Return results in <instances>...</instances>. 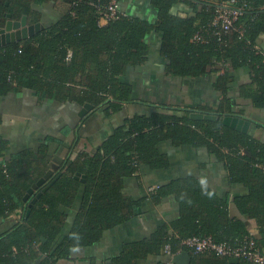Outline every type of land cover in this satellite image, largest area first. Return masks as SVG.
<instances>
[{
    "label": "trees",
    "instance_id": "16d2710c",
    "mask_svg": "<svg viewBox=\"0 0 264 264\" xmlns=\"http://www.w3.org/2000/svg\"><path fill=\"white\" fill-rule=\"evenodd\" d=\"M58 1L65 6L59 9V22L33 37L0 47V96L31 90L40 101L90 104L96 110L105 108L108 114L119 113L138 102L133 99V86L121 78L128 66L146 63L149 47L145 38L157 32L162 34L161 55L168 61V75L197 79L216 74L215 88L224 96V88L233 79L231 72L248 67L258 85L251 103L264 109V50L258 42L264 34V0H246L253 10L238 23L245 33L232 35L226 46L214 38L205 44L194 41L199 31L209 39L214 32L212 3L224 0H150L158 13L155 24L128 16L105 26L99 22L106 0H0V27L6 25L9 15L12 20L27 16L30 24L37 23L41 14L33 6ZM178 6L187 9L183 10L185 16L174 14ZM227 101L224 98L217 108L202 110L244 116L242 109L236 112ZM150 104L152 114L125 119L95 155L80 154L75 160L69 157L60 177H53L44 187L53 182L30 215L23 198L49 170V157L26 151L6 161V142L0 140V225L19 218L10 229L0 231V264H58L74 249L100 242L106 230L127 221L126 211L133 207L131 197L123 191L124 179L136 177L144 164L154 170L170 168V159L160 150L164 142L177 148H206L225 162L230 182L249 191L248 196L236 199L237 207L254 217L264 231V142L224 126L222 120H193L189 107ZM78 173L86 176L84 183L75 178ZM82 185V205L71 231L65 233L67 211L73 208ZM157 196H175L182 208L181 219L173 224L172 233L163 228L152 240L128 246L124 259H117L116 264H139L148 255L163 254L168 244L173 254L189 251L192 264H231L229 258L214 253L195 254L183 247L182 241L201 236L235 245L251 236L240 222L229 225L225 199L199 180L173 181L160 187ZM203 213L207 214L205 220ZM256 242L264 251L261 242ZM239 263L251 264L245 260Z\"/></svg>",
    "mask_w": 264,
    "mask_h": 264
},
{
    "label": "crops",
    "instance_id": "0c3cea01",
    "mask_svg": "<svg viewBox=\"0 0 264 264\" xmlns=\"http://www.w3.org/2000/svg\"><path fill=\"white\" fill-rule=\"evenodd\" d=\"M64 7L59 1L34 5V10L41 14V18L37 23H28L42 28L56 24L62 18L59 9ZM120 10L130 18H139L151 24L158 20V13L150 0H120ZM183 10L187 9L178 6L173 12L185 16L186 12ZM145 42L149 47L146 63L138 67L128 66L121 78L122 82L133 86L135 101H139L138 98L143 95L141 97L149 103L156 102L176 109L189 107V110L204 112L202 108H217L225 98L226 101L230 100L229 103L225 102L227 106L229 104L236 112L242 109L244 117L252 122L249 134L264 142V109H256L251 103V99L258 93V85L252 81L248 67L231 72L230 77L233 79L224 88V96H221L215 88L219 79L216 74L197 79L168 75V61L161 55V33H150ZM258 42L264 50V34L258 37ZM83 107L84 105L76 102H60L54 99L40 101L31 90L0 96V140L6 142L5 160L13 159L26 151H32L35 155L46 154L49 157V170H46L42 179L49 172L53 173L49 178L52 179L61 175L62 167L69 157L75 160L80 154L95 155L103 142L125 119L136 114L150 115L154 112L152 108L137 107L136 104L127 105L114 115L106 113L105 108L96 110L94 107L81 118L79 113ZM160 150L170 159L169 169L154 170L144 164L136 177L124 179L123 191L133 202V207L126 211L127 221L106 230L100 242L93 246L74 249L68 258L60 260L58 264H116L115 261L122 258L128 246L152 240L163 228L167 233H172L173 224L182 216L179 201L175 196L158 198V191L150 193L149 189L189 178L199 180L220 199H225L228 204L229 225L240 222L251 234L247 237L259 240L264 247V231L257 225L256 219L242 213L236 205L237 198L249 195L248 188L230 182L225 162L220 161L206 148H177L170 142H164L160 145ZM72 162L71 160L69 165ZM46 188L48 191L49 188ZM84 193L85 187L82 185L73 208L67 211L68 227H72ZM201 217L205 220L207 214L203 213ZM18 221V217H13L2 222L0 231L10 229ZM172 258L164 253L152 254L140 260L139 264H174Z\"/></svg>",
    "mask_w": 264,
    "mask_h": 264
},
{
    "label": "built area",
    "instance_id": "2783aa9c",
    "mask_svg": "<svg viewBox=\"0 0 264 264\" xmlns=\"http://www.w3.org/2000/svg\"><path fill=\"white\" fill-rule=\"evenodd\" d=\"M215 6V17L211 26L214 32L210 34L209 39L199 31L194 36L196 43H208L210 39H216L221 46H226L230 42V37L234 34L244 35L243 25L238 23L250 11L253 10L246 0H224L213 1ZM100 26L108 25L127 18L128 15L120 10V0H106L103 10L100 9ZM159 187L149 189L150 193L157 192ZM182 246L190 249L195 254L214 253L219 257L238 258L251 264H264V251L258 246L254 238L246 237L238 243L231 244L228 242L217 243L211 237H191L182 241ZM164 254L170 257L173 254L171 245H167Z\"/></svg>",
    "mask_w": 264,
    "mask_h": 264
},
{
    "label": "water",
    "instance_id": "95a60500",
    "mask_svg": "<svg viewBox=\"0 0 264 264\" xmlns=\"http://www.w3.org/2000/svg\"><path fill=\"white\" fill-rule=\"evenodd\" d=\"M8 18L10 19L6 24L5 28H0V47L7 46L8 44L16 43L28 39L30 37L35 36L40 31L44 30V28L36 25H29L28 17L24 16L21 20L16 21L12 20V16L9 15ZM94 109V106L90 104L84 105L82 110L79 113L81 118H84L87 113ZM190 117L196 121H218L222 120V124L228 128L236 130L238 132L248 134L250 131V127L252 122L248 120L246 117L237 115V114H221V113H206L196 109H190ZM52 172H49L43 179L40 180L38 185H35L32 189L29 190L28 194L26 195L25 200H27L31 194L41 185L45 184V182L50 178ZM75 178L80 180L82 183L85 182L86 176L81 175L80 173L76 174ZM49 188V186H48ZM47 190L44 189L43 192ZM43 193H40L33 201L35 203ZM30 213V211H28ZM174 264H192V256L190 252L183 251L181 253L176 254L173 258ZM240 259L232 258L230 259L231 264H238Z\"/></svg>",
    "mask_w": 264,
    "mask_h": 264
},
{
    "label": "flooded vegetation",
    "instance_id": "af4514ba",
    "mask_svg": "<svg viewBox=\"0 0 264 264\" xmlns=\"http://www.w3.org/2000/svg\"><path fill=\"white\" fill-rule=\"evenodd\" d=\"M10 19L8 18V20H7V22L9 21ZM7 22H6V24H7ZM6 26V25H5ZM5 26H3V27H0V28H5ZM42 179V178H41ZM40 179V180H41ZM40 180L37 182V183H35V184H33L32 185V187L31 188H29V190L30 189H32L35 185H38V183L40 182ZM49 180L50 179H48L46 182H45V184H43V185H41V186H39L32 194H31V196L27 199V200H25V198H26V195L28 194V192H29V190L27 191V193H26V195L24 196V198H23V203H25L24 205H25V207H28L27 208V215H30V213H31V209H32V207L34 206V205H36L37 204V202L39 201V199L42 197H40L35 203H33V201L35 200V199H37V197H38V195L40 194V193H45V192H43L44 190V187L49 183ZM52 183H50L49 185H51ZM48 187V186H47ZM28 211H30V213H28Z\"/></svg>",
    "mask_w": 264,
    "mask_h": 264
},
{
    "label": "rangeland",
    "instance_id": "374dc122",
    "mask_svg": "<svg viewBox=\"0 0 264 264\" xmlns=\"http://www.w3.org/2000/svg\"><path fill=\"white\" fill-rule=\"evenodd\" d=\"M59 20V19H58ZM58 22V21H57ZM141 96H143V95H140V97L138 98V99H140L138 102H137V107H141V106H143V107H148L149 109H151L152 108V106H151V104L146 100V99H144L143 97H141ZM143 99V100H142ZM71 230V227H68V225L65 227V229H64V232L65 233H68L69 231Z\"/></svg>",
    "mask_w": 264,
    "mask_h": 264
},
{
    "label": "clouds",
    "instance_id": "9594fccd",
    "mask_svg": "<svg viewBox=\"0 0 264 264\" xmlns=\"http://www.w3.org/2000/svg\"><path fill=\"white\" fill-rule=\"evenodd\" d=\"M174 257V256H173Z\"/></svg>",
    "mask_w": 264,
    "mask_h": 264
}]
</instances>
